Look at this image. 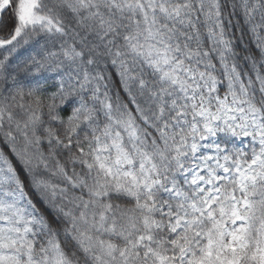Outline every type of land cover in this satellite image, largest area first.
<instances>
[{"label":"snow or ice","instance_id":"obj_1","mask_svg":"<svg viewBox=\"0 0 264 264\" xmlns=\"http://www.w3.org/2000/svg\"><path fill=\"white\" fill-rule=\"evenodd\" d=\"M0 264H264V0H0Z\"/></svg>","mask_w":264,"mask_h":264}]
</instances>
